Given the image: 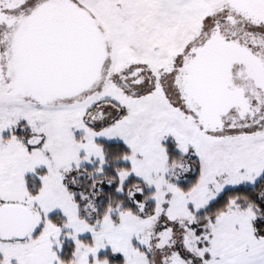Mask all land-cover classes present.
Returning a JSON list of instances; mask_svg holds the SVG:
<instances>
[{
  "label": "snow or ice",
  "instance_id": "snow-or-ice-1",
  "mask_svg": "<svg viewBox=\"0 0 264 264\" xmlns=\"http://www.w3.org/2000/svg\"><path fill=\"white\" fill-rule=\"evenodd\" d=\"M0 264H264V0H0Z\"/></svg>",
  "mask_w": 264,
  "mask_h": 264
}]
</instances>
